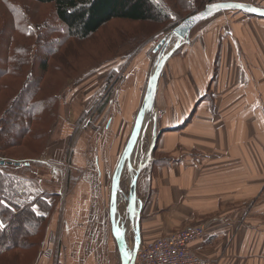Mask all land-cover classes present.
I'll list each match as a JSON object with an SVG mask.
<instances>
[{
    "label": "crops",
    "instance_id": "obj_1",
    "mask_svg": "<svg viewBox=\"0 0 264 264\" xmlns=\"http://www.w3.org/2000/svg\"><path fill=\"white\" fill-rule=\"evenodd\" d=\"M154 50L149 44L136 53L99 118L85 130L80 125L71 145L69 126L47 144L41 162L51 179L38 174V180L54 182L65 162L77 179L51 215L33 264L121 263L109 215L111 178L154 69L147 57ZM178 50L160 75L132 169L125 167L121 177V193L137 178L136 210L126 224L134 234L133 242L126 240L128 251H134L135 226L139 248L201 226L204 236L189 246L200 258L264 264V19L240 12L215 15ZM82 87L66 98L71 127L97 91L95 85ZM159 111L155 151L148 155ZM126 205L119 194L117 223L125 221Z\"/></svg>",
    "mask_w": 264,
    "mask_h": 264
},
{
    "label": "trees",
    "instance_id": "obj_2",
    "mask_svg": "<svg viewBox=\"0 0 264 264\" xmlns=\"http://www.w3.org/2000/svg\"><path fill=\"white\" fill-rule=\"evenodd\" d=\"M222 1L238 2L0 0V221L7 225L0 232V264H33L45 237L57 193L41 189L43 182L37 176L44 175L39 169L49 170L40 158L57 124L59 100L69 82L118 55L125 46L136 43L139 51L158 30L173 29L208 4ZM253 5L263 7L259 2ZM43 7L49 15L40 12ZM114 22L122 25L113 26L117 33H105ZM129 24L139 29L132 31ZM104 34L105 39L99 40ZM112 77L87 101L73 135L92 108H96L94 116L85 124L99 118L121 82L112 84ZM13 147L21 149L20 157L27 156L11 158L15 153L9 156L8 152H14L9 150ZM76 179L70 175L69 182L75 184Z\"/></svg>",
    "mask_w": 264,
    "mask_h": 264
},
{
    "label": "water",
    "instance_id": "obj_3",
    "mask_svg": "<svg viewBox=\"0 0 264 264\" xmlns=\"http://www.w3.org/2000/svg\"><path fill=\"white\" fill-rule=\"evenodd\" d=\"M216 3L240 4L242 5V7L221 8L219 10H212L211 14H209L208 11L206 10L209 5L208 4L207 6H205L203 10L193 15H190L187 18H185L183 21H181L175 28H173V30L170 32V34L167 37H164L159 42V44L156 46L154 50L155 52L159 51L157 60L154 65V69L148 78L142 104L136 116L131 134L126 142L124 150L120 156V159L117 163V166L111 178L109 215L112 224L113 236L116 238L115 230L117 228L121 229L123 233L121 239L118 240L116 238L118 242L117 243L118 251L122 264L136 263V253L139 249V243H138L139 235H138V227L135 226L134 231L136 234V238L134 239V244H133L134 251L129 252L126 243V235H127L126 224H127V220L133 219L134 212L136 210L135 208L137 203V195H136L137 178L134 177L131 180L130 186L126 193H121L122 192L121 177L125 167H127L128 169H132L130 165V159L140 138V132L144 126L145 119L149 117L153 111L158 81L166 62L173 56V54L182 45L189 43L190 34L198 24L211 18L214 15L228 11H239L256 18L264 19V8L257 7L248 3L236 2V1L216 2ZM173 38L175 39V43L169 48L171 44V40ZM156 140H157V126H156V121L154 119L152 125V139L147 152L148 155H151V153L153 152L155 148ZM3 164L4 162H1V165ZM119 194L122 196V201H124V203L127 204L126 218L125 221H122L121 223H117L115 221V216L117 212V200ZM125 252L129 253V255L127 256L124 255Z\"/></svg>",
    "mask_w": 264,
    "mask_h": 264
},
{
    "label": "rangeland",
    "instance_id": "obj_4",
    "mask_svg": "<svg viewBox=\"0 0 264 264\" xmlns=\"http://www.w3.org/2000/svg\"><path fill=\"white\" fill-rule=\"evenodd\" d=\"M242 1H244L243 3H248V4L250 2V0H242ZM242 1L238 0V2H242ZM256 1L259 2L260 0H256ZM222 2H225V1H222ZM259 3H261V5H264V4H262V1H260ZM251 5H253V4H251ZM39 10H40V12H42L44 14H47V15L50 14L48 8L46 9L45 7H43V8H40ZM222 13H226V12H222ZM240 13H242V12H240ZM219 14H221V13H219ZM243 14H245V13H243ZM245 15H247V14H245ZM203 23H204V21L201 22L200 24H198L192 30V32L198 26H200ZM121 24H124V23H121ZM129 25H131L130 29L132 31L135 30L136 26L139 29V25H136V24H129ZM113 26H117L118 27V26H122V25H120V23H118V22H114V23L110 24L109 27H107V29L104 30V32L109 34L110 30L112 32L116 30V33H117V30H118V29H116L117 27L113 28ZM127 26L128 25H126L125 28H127ZM126 30H128V29H126ZM131 30H129V31H131ZM172 30L173 29H165L164 32H162V33H161V30H158V32H156L155 35H154L155 37L153 36L154 38L149 43L150 46L153 47V49L156 48V46L159 44V42L164 37H167ZM192 32H191V34H192ZM105 35L106 34L101 35V38L99 37V40L102 39V38L104 40L105 39ZM174 43H175V39L173 38L171 40V44H170L169 48ZM147 44L144 45V48L149 45V44L148 45ZM142 48H140V49H142ZM137 52H138V47H137L136 43H134L133 45L125 46L124 48H122L120 50L118 55H116V54L113 55V56L111 55V56L103 59L101 61L102 63L99 66H97L96 68H93V70H91L88 74L84 75L83 77H81L79 79H76L75 81L69 82V86H67L68 88L61 94V97H60V100H59L58 119L56 121L57 124L55 126V129H54L53 133L50 135V137L48 139V143L51 142L52 139L54 140V138H56L57 135L60 133L61 129L64 128L65 126H69L70 127L69 132L72 133L71 135H69V138H68V139H70V145H71L72 141L74 140L75 135H73V133H74V130L76 129V127L78 125L80 115L79 114H78L79 116L77 115V118H78L77 122L73 120V122H72L73 126L71 127L69 113H68V110L70 109V106H69L68 101L66 99L67 97H69L70 93L72 91L76 90L77 88L82 87V86L83 87L80 89L81 91H83L85 89H88L89 87L94 86V85H95V87H94L95 89H98V90H100L101 88L103 89V87L105 85L104 81L106 80L107 77H109L111 75L113 76L111 78V83L113 84L116 81H117V83H119L122 80V77L124 76L125 72L131 67L130 63L134 59V56L136 55ZM158 53H159V51H157L155 54H153L151 52V53H149L147 55V57L152 61L153 68H154L155 62L157 60ZM152 71H153V69H152ZM150 75H151V73H150ZM90 80H94L95 83L90 84V82H91ZM72 111H73V114L77 112L76 106H74ZM95 111H96V108H92L88 112V116L84 120V125L83 126H86V127H84V130L90 127L91 124L89 125V124H85V123L91 120V118L94 116ZM13 148L14 149H9V150H13L14 152H12V153L8 152L9 156H11L13 153H15L13 157L11 156V158L20 159L22 157L25 158L27 156L26 154L23 153V154H21V156L22 155L23 156L20 157V153H18V152L21 149L18 150L16 147H13ZM70 152H71V149L69 148L68 149V155L66 156V161H67V159H69ZM41 158H40V161H41ZM44 166H47L48 169H50L48 165L45 164ZM67 166L68 165L66 164V162L64 164H62L61 167H60V165H58L59 168H57V170L59 172H61V174L57 173L58 175L52 176V179L54 180V182L50 183L49 181H43V183L40 185V188L45 190V191H50V192H56L57 193V198L55 199L56 207L54 208V211H53L52 215L57 213L58 209H61L62 204H63L64 193L66 191L70 192L72 187L74 186V182H72V183L69 182L70 175L73 176V178H74V173L71 171L70 167H67ZM38 172H42L44 174L43 177L50 178L49 170H46L45 168H42V169H39ZM61 212H62V210L59 211V213H61ZM133 238H134V234H133L132 230H130L127 233L126 240L130 239V242H133ZM41 251H42V243H41V245H40V247L38 249L37 257L41 253Z\"/></svg>",
    "mask_w": 264,
    "mask_h": 264
},
{
    "label": "built area",
    "instance_id": "obj_5",
    "mask_svg": "<svg viewBox=\"0 0 264 264\" xmlns=\"http://www.w3.org/2000/svg\"><path fill=\"white\" fill-rule=\"evenodd\" d=\"M156 123L161 112H154ZM264 196V189L260 193ZM204 236L201 226H187L173 235L160 237L141 246L136 253L138 264H211L191 251L190 245Z\"/></svg>",
    "mask_w": 264,
    "mask_h": 264
},
{
    "label": "snow or ice",
    "instance_id": "obj_6",
    "mask_svg": "<svg viewBox=\"0 0 264 264\" xmlns=\"http://www.w3.org/2000/svg\"><path fill=\"white\" fill-rule=\"evenodd\" d=\"M240 8L242 7V5L240 4H231V3H210L207 7V11L209 14H211L212 10H219L221 8ZM2 203V202H0ZM33 211H35V209H33ZM7 227V225H5V223L3 221H0V232H3V230H5ZM115 236L116 238L119 240L122 238L123 236V233H122V230L117 228L115 230ZM124 255H129V253L125 252Z\"/></svg>",
    "mask_w": 264,
    "mask_h": 264
},
{
    "label": "bare ground",
    "instance_id": "obj_7",
    "mask_svg": "<svg viewBox=\"0 0 264 264\" xmlns=\"http://www.w3.org/2000/svg\"><path fill=\"white\" fill-rule=\"evenodd\" d=\"M153 121H154V120H153ZM152 125H153V122H152ZM145 132L147 133L148 131L145 130ZM139 155H140V153H139V152H136V153L134 154V159H135V158L137 159V157H139Z\"/></svg>",
    "mask_w": 264,
    "mask_h": 264
}]
</instances>
